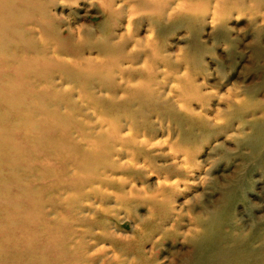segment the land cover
<instances>
[{
  "label": "rangeland",
  "instance_id": "obj_1",
  "mask_svg": "<svg viewBox=\"0 0 264 264\" xmlns=\"http://www.w3.org/2000/svg\"><path fill=\"white\" fill-rule=\"evenodd\" d=\"M58 1L53 12L59 21L71 23L74 28L83 26L90 32L109 35L113 43L125 41L122 52L109 57L113 61L112 71L117 72V68L128 65V55L135 42L146 44L149 40L153 46L157 44L154 53H141L136 66L140 69L145 60L151 58V64L148 67L146 64L149 74L144 73L141 77L144 83L154 84L151 86L153 94L157 96L158 93V100L135 102L137 109L134 110L143 108L149 118L141 113L137 123L139 121L142 128H132L135 139L129 142V146L123 142L116 147V153L120 152V155H115V159L130 162L133 167L127 163L129 166H123V171L114 170L110 160L103 162L87 173L94 181L85 187H76V191L69 190L71 196L68 199L61 196L64 203L54 201L57 203L56 212L48 216L53 219L49 222L54 223V227L44 224L48 222L44 211L37 220L40 221L26 231L31 232L28 237L41 241L46 236H53L52 240L59 243L58 238L62 237V242L70 249L74 247L75 253L63 255L58 250L42 248L43 245L34 250L21 247L24 256L31 257L33 264H124L125 261V264H264V20L261 13L233 12L225 16V20L211 24L210 14L202 20L190 18L195 16L187 11L170 15L178 4L177 0H167L164 10L161 4L157 9L165 12L164 17L153 18L141 10L138 21L133 24L134 32L128 34L126 11L108 19L98 3L92 5L89 0H76L65 4ZM162 1L166 0H159ZM186 2L195 3L197 8L208 5L207 0ZM23 17L37 20L40 15L28 12ZM53 44H57L55 40ZM96 54L94 51L93 57ZM192 80L197 85L192 84ZM75 100L77 103L71 105V109L76 113L68 109L64 112L77 116L73 117L84 125L96 122L97 117L92 114L88 102L77 95ZM159 103L165 107L160 108ZM170 105L175 110L167 108ZM168 109L171 112L166 111ZM112 116L110 119L118 122L114 114ZM123 117L125 130L121 128L122 134L128 133V126L124 125L128 116ZM144 117L145 123H142ZM136 161L140 162L135 164ZM46 181L42 186L46 190L43 200L57 196L58 192L53 189L58 188L56 183L60 185L52 178ZM69 218L72 219L69 221ZM55 224L64 226L61 229ZM47 225L52 228L50 235L45 231ZM55 233L60 236L57 238Z\"/></svg>",
  "mask_w": 264,
  "mask_h": 264
},
{
  "label": "bare ground",
  "instance_id": "obj_2",
  "mask_svg": "<svg viewBox=\"0 0 264 264\" xmlns=\"http://www.w3.org/2000/svg\"><path fill=\"white\" fill-rule=\"evenodd\" d=\"M57 1L58 0H0V264H33V259L31 260V257H25L23 254L24 250L21 252V249L25 247H28L29 249L32 248L34 250L39 246L44 245L42 248L48 247L49 249H53V251L58 250L63 255H71L75 253L74 247H72L73 249H70L67 243L62 242V237L61 239L58 238L57 235L59 234L56 235L55 233V236H57L59 239L58 243L57 241L55 242L52 240L53 236H46L45 240L43 241L36 237H28L29 235L27 236V234L31 232L27 233L26 231L29 229L30 225H35L40 221L37 220L39 219L40 214H42L44 211L47 215L46 217L48 222L46 223L44 221L45 223H42L45 225L51 224L50 226L54 227L52 226L54 223L49 222L53 219L48 217L55 214L56 212L57 203L55 204L54 201L61 200L64 203V198H61V196H67L66 198L68 199V196L70 195L68 193L69 190L75 189L76 187L78 188V186H81V188L85 187L88 183H91L92 180L94 181V179H91V176H87V173H89V171L93 170L95 167L101 165L103 162L107 163V160H110L113 166L112 169L114 170L120 169L123 171L122 167L126 166L127 163L133 167V164L130 162H124L121 160L117 161V159H115V155H120V152L116 153V147L123 144V142H126L124 144L129 146V142L135 139L132 128L136 126L137 128H142L139 121V124L137 123V120L140 119H137V117L142 115L141 113L144 111H142L143 108L142 110L140 108V111L134 110L135 102L137 101L136 103L140 102L141 104L147 102L148 100L151 103L153 101L157 102L158 100V93L156 92L157 96H155L154 89L151 86L154 84L144 83V80L142 81L144 78L141 77L145 75L144 73L149 74L150 70H148L147 67L151 64L149 63L151 58L148 57V60H145L144 65L140 69L138 66H136L139 62L141 53L144 52L145 55H148L151 51L154 53L157 44L153 46L154 44L150 43L149 40L146 44L138 41L136 44L135 42L128 55V65L122 66L119 69L116 67L117 72L115 70L112 71L110 66L113 65V61H110L109 57L113 54H119L120 51L122 52V50L125 48V41L113 43L109 35L104 36L102 33V35H99L97 34L98 32L93 33L88 31V28L86 27L81 26L74 28L71 23L59 21L57 15L53 12V7H55ZM74 1L76 0H59L58 2L71 4ZM89 1L92 5L94 3L100 4L108 19L109 17L110 19H114L117 17V15H122L126 11V27L128 34H132V31L134 32L135 30H133V24L138 21L139 16L137 15L139 11H146V14L149 16L153 18L156 16L160 19L164 17L165 12H163V10L168 4L167 0L162 2H159V0ZM207 3L208 5L206 4V6H202V8H197L193 2L188 3L186 0H177V8L172 10L170 15H178L183 11H187L194 14L195 16L190 18L202 20L208 14H210L211 24H216L218 20H225L224 17L232 14L233 12H237V14L250 12L257 14L261 13V16L264 20V0H207ZM160 4L162 5L163 10L161 9V11H158L157 9H159ZM202 11L204 12L201 13ZM28 12L38 13L40 18L37 20L24 19L23 14L25 15ZM169 27L173 28L171 25ZM164 33L163 36L165 35ZM54 40L57 44L52 45V41L54 42ZM94 51H96L97 54L93 57ZM86 53L88 55H86ZM166 58L168 59L169 56ZM159 78L157 77V79ZM180 80L183 81L184 79ZM192 84L196 83L193 81ZM164 85L166 86V84ZM87 86L88 89H85ZM158 88L159 87H157V90L159 91ZM160 88L162 89L163 87ZM196 88L198 89V87ZM187 91H189V89L186 90V92ZM199 91L200 89L197 91V93H199ZM103 94L105 96H103ZM75 95H77L79 99L88 102V107L93 109L92 114L97 117L96 122L89 124V126L88 124L84 125L81 123V121H78L74 118L77 116L71 115L69 112H64L67 111V109L73 110L71 109V105L73 106V104L77 103L75 100ZM200 98L201 97H199V99ZM202 99H204V97ZM160 103L158 105L160 108H162L163 105L161 107ZM171 106L172 105L167 108L172 109ZM156 107L158 108V106ZM151 108L149 111H151ZM169 109L166 111L171 112ZM234 111L232 110V112ZM161 112L163 111L160 110V114ZM145 113L146 112H144V114ZM87 114L88 113H86V116ZM113 114L115 116L114 118L117 119L118 122L110 119V116ZM125 115H127L128 118H125ZM147 116L149 115H146V117ZM178 116L180 115L178 114ZM121 117L125 118L124 121H126V123L124 121L123 122L125 123V126H128V133H121V128L125 130V127L123 128ZM90 118L92 117L89 116V119ZM141 120L142 123H145V121H143L145 120V117ZM201 121H203V119ZM151 123L152 122H150V124ZM191 125H193V123ZM204 128L206 129V126ZM148 130L150 129L148 128ZM138 134L139 133H137V136ZM139 136L142 135L140 134ZM131 144L132 142L130 145ZM133 145L135 144L133 143ZM133 145L131 147H133ZM123 146L124 145H122V147ZM135 150L137 149H134V151ZM142 150L144 151V149ZM122 155L123 154H121V157ZM139 162L136 161L134 163L138 164ZM37 170H39V172H37ZM47 178H52V180L55 181L57 180L60 185L56 183L55 186H58V188L53 187V190L58 192L57 196L53 195L54 197H51V199L43 200L46 190L45 187L42 186L44 185V182H47ZM95 184L96 183H94V185ZM90 185L92 184H89V186ZM38 186H40V188ZM91 187H93V185ZM94 191H98V189H95ZM83 193L85 194V192ZM80 194L82 193L80 192ZM79 200L80 198H78V201ZM83 200L84 199H82V201ZM70 202L72 203V201ZM151 202L154 203L153 201H150V203ZM75 204L77 205V203H74V205ZM71 206H73V203ZM79 210L81 211L82 208ZM70 219L72 218H69V221ZM75 222L78 221L76 220ZM85 224H87V222ZM50 226H45V231H49V235L50 230L52 229ZM62 226L64 225L56 226L55 224V227L61 228ZM146 229L148 230L149 228ZM53 230H55V228H53ZM66 232L68 233V231ZM64 234L65 233H63L62 236H64ZM73 235L75 236L76 234ZM155 240L156 239L154 238V242ZM150 250L151 249H149V251ZM30 255L33 256L31 253ZM88 258L90 259L91 257L88 256ZM108 260L109 259H107V261ZM121 261L119 260V262Z\"/></svg>",
  "mask_w": 264,
  "mask_h": 264
}]
</instances>
